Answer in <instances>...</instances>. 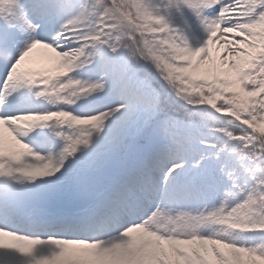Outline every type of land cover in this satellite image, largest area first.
Returning a JSON list of instances; mask_svg holds the SVG:
<instances>
[{
	"label": "snow or ice",
	"instance_id": "1",
	"mask_svg": "<svg viewBox=\"0 0 264 264\" xmlns=\"http://www.w3.org/2000/svg\"><path fill=\"white\" fill-rule=\"evenodd\" d=\"M0 264H264V0H0Z\"/></svg>",
	"mask_w": 264,
	"mask_h": 264
},
{
	"label": "rangeland",
	"instance_id": "2",
	"mask_svg": "<svg viewBox=\"0 0 264 264\" xmlns=\"http://www.w3.org/2000/svg\"><path fill=\"white\" fill-rule=\"evenodd\" d=\"M45 53H46V50H44V49H37V50H35V52H34V54H33V57L32 58H30L29 59V61H27L26 62V64H25V68H27V69H32V70H35V68H37V67H40V64L39 63H41L40 62V60H37V58L39 57H41V55H45ZM51 54L50 53H48L47 55H46V57L47 56H50ZM39 61V62H38ZM38 62V65L36 66V63ZM45 67H47V70H50V69H52V68H54L55 67V64L54 63H49V62H44V63H42ZM50 65V66H49ZM36 66V67H35Z\"/></svg>",
	"mask_w": 264,
	"mask_h": 264
},
{
	"label": "bare ground",
	"instance_id": "3",
	"mask_svg": "<svg viewBox=\"0 0 264 264\" xmlns=\"http://www.w3.org/2000/svg\"><path fill=\"white\" fill-rule=\"evenodd\" d=\"M47 54H48V52L46 51L45 55H44V54L41 55L40 58H42V57H46ZM40 58L38 57L37 60H40ZM38 62H39V61H38ZM38 62H37V65H38ZM42 63H43V62L39 63V64H40V67H37V69L39 68L40 70H45V69L43 68V66H42Z\"/></svg>",
	"mask_w": 264,
	"mask_h": 264
}]
</instances>
